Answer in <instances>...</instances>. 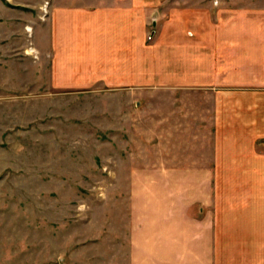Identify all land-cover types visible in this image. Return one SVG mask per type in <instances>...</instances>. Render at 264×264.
I'll return each mask as SVG.
<instances>
[{"label":"crops","instance_id":"0c3cea01","mask_svg":"<svg viewBox=\"0 0 264 264\" xmlns=\"http://www.w3.org/2000/svg\"><path fill=\"white\" fill-rule=\"evenodd\" d=\"M214 1L54 0L36 44L56 90L149 93L124 112L159 141L123 164L129 264H264V0ZM14 12L0 0L2 61L29 19ZM26 55L5 86L28 87Z\"/></svg>","mask_w":264,"mask_h":264},{"label":"rangeland","instance_id":"374dc122","mask_svg":"<svg viewBox=\"0 0 264 264\" xmlns=\"http://www.w3.org/2000/svg\"><path fill=\"white\" fill-rule=\"evenodd\" d=\"M2 1L29 19L18 18V43L0 60V264H129L123 164L152 163L159 141L140 137L137 124L128 130L124 112L149 93L56 90L36 45L49 37L54 0ZM26 53L28 87L5 86L18 82L6 73L15 65L31 68ZM145 127L152 131L153 123Z\"/></svg>","mask_w":264,"mask_h":264},{"label":"bare ground","instance_id":"6f19581e","mask_svg":"<svg viewBox=\"0 0 264 264\" xmlns=\"http://www.w3.org/2000/svg\"><path fill=\"white\" fill-rule=\"evenodd\" d=\"M27 31H30L29 29H27ZM29 51H31V52H34V50L33 49H30Z\"/></svg>","mask_w":264,"mask_h":264}]
</instances>
